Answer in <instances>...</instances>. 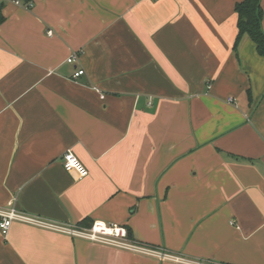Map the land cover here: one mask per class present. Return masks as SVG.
<instances>
[{"label":"crops","instance_id":"obj_1","mask_svg":"<svg viewBox=\"0 0 264 264\" xmlns=\"http://www.w3.org/2000/svg\"><path fill=\"white\" fill-rule=\"evenodd\" d=\"M12 1L0 2V208L264 264V57L247 36L233 48L241 0ZM67 151L86 177L64 170ZM0 264L176 263L13 223Z\"/></svg>","mask_w":264,"mask_h":264},{"label":"built area","instance_id":"obj_2","mask_svg":"<svg viewBox=\"0 0 264 264\" xmlns=\"http://www.w3.org/2000/svg\"><path fill=\"white\" fill-rule=\"evenodd\" d=\"M2 1L3 0H0V2ZM12 3L25 9L30 8V5H22L16 0H13ZM46 35L52 37L54 33L52 30H48ZM78 61L79 56L76 52H71L66 60L68 64H76ZM84 74V70L79 68L73 74V79H77ZM93 89L98 92L97 88ZM100 97L102 96L100 95ZM229 102H231V100H229ZM61 161L62 167L66 172H75L79 178H84L88 175L86 168L71 152H65L61 158ZM13 223L25 224L111 248H116L140 255L156 257L160 260L171 261L176 264H211L188 260L177 255L140 246L132 238H130L128 230L124 226L108 224L100 220H95L89 227L58 224L45 220L39 216L20 212L14 208L12 203H10L6 208H0V235L3 238L7 236Z\"/></svg>","mask_w":264,"mask_h":264},{"label":"trees","instance_id":"obj_3","mask_svg":"<svg viewBox=\"0 0 264 264\" xmlns=\"http://www.w3.org/2000/svg\"><path fill=\"white\" fill-rule=\"evenodd\" d=\"M261 0H241L235 4L237 34L233 48L236 49L241 38L247 36L256 46L258 55L264 57V33L262 30ZM4 21L0 6V24ZM85 222H83L84 224Z\"/></svg>","mask_w":264,"mask_h":264}]
</instances>
